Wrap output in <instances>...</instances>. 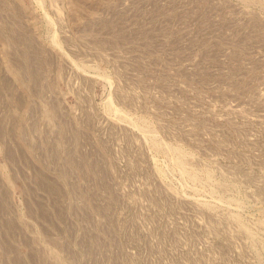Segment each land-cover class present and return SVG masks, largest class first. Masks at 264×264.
Segmentation results:
<instances>
[{"label": "rangeland", "instance_id": "rangeland-1", "mask_svg": "<svg viewBox=\"0 0 264 264\" xmlns=\"http://www.w3.org/2000/svg\"><path fill=\"white\" fill-rule=\"evenodd\" d=\"M0 264H264V0H0Z\"/></svg>", "mask_w": 264, "mask_h": 264}]
</instances>
